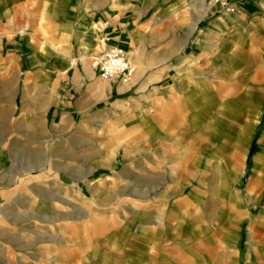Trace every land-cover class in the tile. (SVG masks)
Returning <instances> with one entry per match:
<instances>
[{
	"label": "crops",
	"instance_id": "0c3cea01",
	"mask_svg": "<svg viewBox=\"0 0 264 264\" xmlns=\"http://www.w3.org/2000/svg\"><path fill=\"white\" fill-rule=\"evenodd\" d=\"M234 7L235 11L221 14L203 0H49L54 36L44 47L29 36L23 37L19 29L23 27V0H0V10L13 8L9 28L15 37L7 44L14 63L23 68L26 58L33 75L55 81L51 86H34L45 91L40 95L42 101L53 97L46 112L52 107L61 139L71 133L77 116L101 103L120 107L128 102L137 107L130 112L150 143L169 138L165 124L178 122L171 121L169 115L180 116L184 110L191 115L192 128L182 133L196 144L191 153L197 155L195 166H243L246 171L243 159L235 164L219 161L221 153L227 154L228 161L229 149L221 147V133L215 125L222 112L229 120L235 115L249 117L245 134H239L245 139L241 149L251 150L249 175L242 189L237 184L243 168L240 178L223 183L224 187L215 179L211 185L219 191L210 195L205 194L203 182L183 194L181 183L167 192V184L157 186L153 179L148 186L151 190H147L146 213L138 208L121 228L99 230L100 244L84 246L89 254L85 264H264V128L259 131L264 115V0H238ZM211 14L212 22L204 26ZM221 26L227 28L225 35L219 32ZM156 27L164 28L163 35ZM111 48L122 49L132 64L140 65L131 83L100 77L93 61ZM243 51L250 53L242 55ZM47 60L55 69L47 67ZM144 72L154 75L152 85L160 92L158 99H124L138 86ZM239 74L244 78L245 99L238 109L235 99H225L226 109L221 110V86L236 83L234 76ZM221 76L228 82H221ZM256 86L258 93L252 91ZM156 107L159 111L164 108L159 114L164 118L158 117L157 123ZM106 108L105 114H110L112 109ZM161 122L162 128H158ZM147 161L151 164L150 157ZM63 183L68 188L72 185L68 180ZM188 204L194 222L188 221ZM91 232L86 236L92 237ZM42 250L51 254L43 263L53 264L60 248L49 245ZM70 250L73 248L68 246Z\"/></svg>",
	"mask_w": 264,
	"mask_h": 264
},
{
	"label": "rangeland",
	"instance_id": "374dc122",
	"mask_svg": "<svg viewBox=\"0 0 264 264\" xmlns=\"http://www.w3.org/2000/svg\"><path fill=\"white\" fill-rule=\"evenodd\" d=\"M237 1L229 0L234 9L228 11L221 3L205 0L221 14L235 11L234 3ZM48 7L49 0H23V27L19 28L23 37L29 36L33 42H39L44 47L51 44L54 36ZM12 12L13 8L0 10V264H44L45 257L51 254L42 249L49 245L60 248L54 255L53 264H85L88 253L84 252V246L100 244L99 230L121 228L125 219H131L134 210L146 213L144 207L151 190L148 186L153 179L157 186L167 184L170 187L167 192L181 183L183 194H187L198 184L203 185L205 194L210 195L219 191L211 185L215 179L224 187L223 183L240 178L238 173L243 166H195L197 155L191 153L196 144H192L193 139H187L182 133L192 128L191 115L184 110L180 116L169 113L171 121H178L175 124L163 122L169 138L150 143L143 127L137 124L135 115L130 112L137 107L129 106L128 102L120 107L115 103H106L109 104L106 107H114L110 114H105L106 104L101 103L91 112L77 116L71 133L61 139L57 135L60 129L53 120L52 107L49 113L46 112L47 106L53 105V97L42 101L40 95L45 91H39L34 86L37 83L51 86L55 81L33 75L26 58L23 68L18 67L8 52L7 40L15 37L9 28ZM213 18L211 14L204 26L209 25ZM218 29L220 34H226L225 26ZM156 31L163 35L164 28L156 27ZM200 32L201 28L197 33ZM58 44V47L63 46V43ZM145 45L148 44L145 42ZM112 49L115 48L108 51ZM241 53L249 55L250 52ZM103 60L104 57L94 60L95 67L100 69ZM46 65L51 70L55 69L49 60ZM133 65L131 76L126 80L119 79L121 83L129 84L137 75L141 67L136 61ZM234 77L236 83L221 86V110L226 109L223 105L225 99H235L236 109L245 99L244 78L240 74ZM153 79L152 72L142 73L140 81L136 82L138 86L123 98L144 102L158 99L160 92L156 91L157 86L153 87ZM98 80L102 79L99 77ZM220 80L228 82L227 77L221 76ZM150 82V87H145ZM252 91L258 93L260 88L253 87ZM136 100L133 101L138 105ZM159 109L155 108L156 123L158 117L164 118V114L159 116L164 108ZM248 118L235 115L229 120L228 115L222 112L219 123L215 125L221 133V147L229 149L228 161H225L227 154L224 153H221L219 161L235 164L243 159L247 166L238 180V189L246 184L251 165V150L241 149L245 140L241 136L245 134ZM227 120L230 122L227 123ZM156 126L162 128V122ZM199 128L207 129L206 126ZM263 128L264 115L259 131ZM149 157L151 164L147 161ZM67 180L72 183L70 188L63 183ZM82 184L86 187L84 191H80ZM191 208L189 204L186 206L188 221L194 222ZM90 231L93 235L87 237ZM68 246L73 250L68 252ZM23 250L26 253L23 254Z\"/></svg>",
	"mask_w": 264,
	"mask_h": 264
},
{
	"label": "built area",
	"instance_id": "2783aa9c",
	"mask_svg": "<svg viewBox=\"0 0 264 264\" xmlns=\"http://www.w3.org/2000/svg\"><path fill=\"white\" fill-rule=\"evenodd\" d=\"M214 4L221 3L228 11L234 9L229 0H211ZM134 71V65L126 58L122 49L107 51L100 66V77L104 80L123 79L126 80Z\"/></svg>",
	"mask_w": 264,
	"mask_h": 264
},
{
	"label": "bare ground",
	"instance_id": "6f19581e",
	"mask_svg": "<svg viewBox=\"0 0 264 264\" xmlns=\"http://www.w3.org/2000/svg\"><path fill=\"white\" fill-rule=\"evenodd\" d=\"M203 2L205 3V0H203Z\"/></svg>",
	"mask_w": 264,
	"mask_h": 264
}]
</instances>
